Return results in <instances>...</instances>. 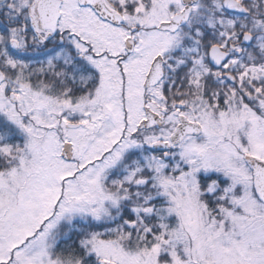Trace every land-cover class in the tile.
Returning <instances> with one entry per match:
<instances>
[{"label":"snow or ice","instance_id":"1","mask_svg":"<svg viewBox=\"0 0 264 264\" xmlns=\"http://www.w3.org/2000/svg\"><path fill=\"white\" fill-rule=\"evenodd\" d=\"M0 264H264V0H0Z\"/></svg>","mask_w":264,"mask_h":264}]
</instances>
